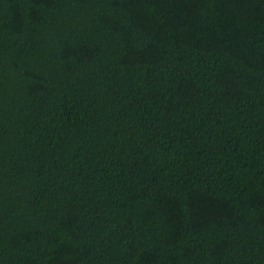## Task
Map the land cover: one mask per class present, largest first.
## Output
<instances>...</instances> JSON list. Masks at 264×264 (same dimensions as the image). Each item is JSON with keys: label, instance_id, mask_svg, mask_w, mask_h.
Here are the masks:
<instances>
[{"label": "trees", "instance_id": "16d2710c", "mask_svg": "<svg viewBox=\"0 0 264 264\" xmlns=\"http://www.w3.org/2000/svg\"><path fill=\"white\" fill-rule=\"evenodd\" d=\"M0 264H264V0H0Z\"/></svg>", "mask_w": 264, "mask_h": 264}]
</instances>
